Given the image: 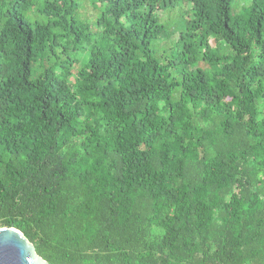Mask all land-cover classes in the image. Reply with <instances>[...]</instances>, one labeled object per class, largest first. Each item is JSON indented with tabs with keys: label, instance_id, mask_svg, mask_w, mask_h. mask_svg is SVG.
Returning <instances> with one entry per match:
<instances>
[{
	"label": "trees",
	"instance_id": "obj_1",
	"mask_svg": "<svg viewBox=\"0 0 264 264\" xmlns=\"http://www.w3.org/2000/svg\"><path fill=\"white\" fill-rule=\"evenodd\" d=\"M0 228L47 264H264V0H0Z\"/></svg>",
	"mask_w": 264,
	"mask_h": 264
},
{
	"label": "water",
	"instance_id": "obj_2",
	"mask_svg": "<svg viewBox=\"0 0 264 264\" xmlns=\"http://www.w3.org/2000/svg\"><path fill=\"white\" fill-rule=\"evenodd\" d=\"M0 264H47L14 228H0Z\"/></svg>",
	"mask_w": 264,
	"mask_h": 264
}]
</instances>
